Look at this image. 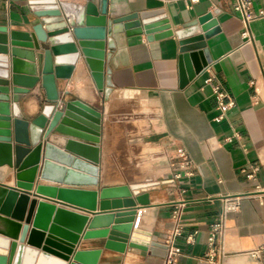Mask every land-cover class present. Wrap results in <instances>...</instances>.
<instances>
[{"label": "crops", "instance_id": "1", "mask_svg": "<svg viewBox=\"0 0 264 264\" xmlns=\"http://www.w3.org/2000/svg\"><path fill=\"white\" fill-rule=\"evenodd\" d=\"M33 1L0 0V27L31 31L40 23L32 11ZM56 1L78 7L90 2L100 7L102 2ZM107 2V18L115 23L138 20L143 13L162 12L177 32L211 14L218 31L189 44L176 35L150 41L145 32L138 30L113 33L115 47L106 49L111 54L105 64V69L111 71L108 99L98 91L82 60L70 80H57L61 97L58 110H64L66 103L80 101L101 113V130L95 133L69 120L77 126L61 124L62 130L58 128L47 139L42 138L35 188L29 193L25 219L13 216L18 201L7 206L9 213L2 211L9 194L0 205V216L6 220L0 231V256L10 258L8 264H51L47 260L71 264L75 253L83 251L99 252L97 264H166L168 241L180 228L181 235L173 244L180 252L176 264H264V0H253L254 13L263 15L250 23L249 38L244 36L245 25L230 0ZM198 49H207L211 62L183 87L181 58ZM107 76L105 73V81ZM210 79L213 81L208 82ZM217 85L234 101L222 122L217 121L220 111L213 90ZM48 104L38 84L21 99L20 114L24 120L33 121ZM95 138L98 140H91ZM70 141L98 148L99 164L68 151ZM181 149L188 153L190 166H184ZM51 150L69 157L70 163L52 157ZM45 161L87 176L96 169L98 184L68 185L42 179ZM75 162L81 167H74ZM251 167L258 169L253 179L248 177ZM10 168L12 175L0 180V187L16 188L18 170L14 164ZM38 186L56 188L58 192H96L97 211L102 199H138L137 210L114 213L116 217L132 215L130 235L122 239L123 234L112 230L115 223L108 228L90 229L95 218L91 211L54 200L57 196L36 198ZM125 188L129 193L122 195ZM34 200L37 205L33 219L41 202L87 217L78 243L71 245L50 231L39 230L33 235L32 224L21 243ZM235 201L239 208L226 213L225 258L222 263L210 261L206 257L211 225ZM35 237L39 246L31 242ZM109 240L127 243L125 250L107 248ZM15 243L18 246L12 259ZM130 243L144 249L131 248ZM66 245L74 247L72 255L60 248ZM258 250L261 253L256 259L251 254Z\"/></svg>", "mask_w": 264, "mask_h": 264}, {"label": "water", "instance_id": "2", "mask_svg": "<svg viewBox=\"0 0 264 264\" xmlns=\"http://www.w3.org/2000/svg\"><path fill=\"white\" fill-rule=\"evenodd\" d=\"M33 4L32 11L40 23L33 26L31 31H10L7 27H0V158L3 153L9 152L11 161L8 164L11 167L14 164L18 170L16 188L0 187V205L7 194L10 192L18 193V205L13 216L20 221L25 219L26 209L30 201L29 193L33 192L35 188L43 147L42 138L47 139L58 128L59 131L62 130L59 127L61 124L63 126L70 125L69 122L71 121L69 120L75 121L95 133L101 130V113L80 101L66 103L64 110H58L61 97L57 80H70L77 63L82 60L91 72L96 88L104 93L105 99H108L112 91V83L109 77L111 71L105 69V64L110 60L111 54H107L106 49H114L115 47L111 38L113 33L138 30L145 32L150 41L176 35L180 41H187L189 44L202 41L218 31V23L211 14L200 18L197 22L180 31L174 32L162 12L143 13L138 20L131 19L120 23L109 21L107 18V0H102L100 7L92 2L78 7L64 2L58 3L56 0H35ZM210 62L207 49H198L183 55L181 58L182 86L184 87L189 81L194 80ZM105 73L108 75L106 81ZM30 80L32 81L30 82ZM38 84L45 91L49 104L43 108L39 117L33 121H26L20 114V101L24 96L34 91ZM91 140L97 141L98 139ZM66 149L94 164H99L98 148L70 141ZM35 152L38 153V159L28 167V169H34L33 177L31 179L21 177L27 168L28 159ZM0 165L2 164L0 163ZM74 167L80 168L81 166L75 162ZM92 172H94L93 175H82L75 172L74 169L66 170L50 161H45L41 177L45 180L68 185L89 183L96 185L98 184L97 170ZM37 190L38 187L35 197L40 198L42 194ZM61 192L62 190L56 192L55 196L58 199H54L55 196L46 197L91 211L95 218L89 225L90 229L108 228L115 223L112 228L114 232L124 236L130 235L134 220L132 215L128 217L118 215L116 217L114 213L116 211L137 210L138 199L132 197L114 200L102 199L99 202V211H97L98 193L95 192V206L87 207L62 199ZM3 195L5 196L3 197ZM21 200L25 203L24 213L22 217H17L15 214ZM36 205L37 202L34 200L27 218V226H25L20 239L21 243H24L31 224L33 235L39 230L44 233L50 231V234L57 235L71 245L78 243L79 235L84 232L89 221L87 217H81L83 224L80 227L68 225L62 222L63 212L67 211L41 202L37 206L33 219ZM71 232L76 235H72ZM31 242L34 245H40L38 237L33 238ZM126 244L125 242L116 243L109 240L107 248H117L124 251ZM17 246L16 243L12 246V259L15 256ZM66 246L60 248L66 255H72L74 247ZM129 246L144 249L135 243H130ZM20 252L22 253L21 249ZM99 254V252L77 251L74 255V262L71 264H97ZM8 262H11L10 258L0 256V264H8Z\"/></svg>", "mask_w": 264, "mask_h": 264}, {"label": "built area", "instance_id": "3", "mask_svg": "<svg viewBox=\"0 0 264 264\" xmlns=\"http://www.w3.org/2000/svg\"><path fill=\"white\" fill-rule=\"evenodd\" d=\"M193 3H195L197 0H191ZM234 9V12L239 15V17L242 19L244 25H245V33L244 36L250 37L249 34V25L252 21L257 19L258 17L262 16L257 15L253 11V0H230ZM213 79H210L208 82H212ZM214 94L216 95L217 101H218V109L220 111V115L217 118L218 122H222L227 118V113L229 110L234 106V101L222 90L220 85H217L214 87ZM237 137V135H235ZM234 137V138H235ZM233 138L230 139V141ZM179 155L183 159L184 166H190L191 160L188 155V153L181 149L179 150ZM247 172V171H243ZM258 172L257 168L251 167V173L248 175L250 179H253L255 177V174ZM239 208V202L235 201L229 205L226 206L224 214L220 217L219 220H217L215 223L211 225L210 228V236H209V252L207 254V259L210 261H219L223 262V259L225 258V251H224V234L226 231V213L229 211H236ZM181 235L180 228H177L173 235L170 237L168 241V254H167V263L166 264H176L177 258L180 255V252L178 249H176L173 244L177 237ZM261 251H254L252 252V257L258 259L260 257Z\"/></svg>", "mask_w": 264, "mask_h": 264}, {"label": "bare ground", "instance_id": "4", "mask_svg": "<svg viewBox=\"0 0 264 264\" xmlns=\"http://www.w3.org/2000/svg\"><path fill=\"white\" fill-rule=\"evenodd\" d=\"M32 80H30L31 82ZM70 125H75L72 122H69ZM50 155L52 157H56L59 158V160L65 162V163H70V158L66 157L65 155H57V153L54 150L50 151ZM38 159V153L35 152L34 154H32V156L28 159L27 163H26V170L21 174V177L24 178H28L31 179L34 175V169H28V167L30 165H32L33 163H35ZM10 155L9 152H5L3 153V155L0 158V163L2 164L0 167V180H6V178H8L10 175H12V169L10 168V166H6L8 163H10ZM40 194L45 195V196H50V197H54L57 193L58 190L56 188H52V187H46V186H38V190H37ZM57 192V193H56ZM129 193V189L125 188L121 191V194H128ZM5 195H3L4 197ZM6 197V196H5ZM2 198V196H1ZM61 198L68 200V201H72L73 203L76 204H81L87 207H94L95 206V201H96V194L95 192L92 191H88V190H71V189H63L61 192ZM24 200H26V198H23ZM18 200V193L16 192H10L9 196H8V200L6 203L5 208L2 210L4 213H9L10 210L7 209L8 205H13L14 202H16ZM24 206L25 203L23 200H21L19 208L16 211L15 216L17 217H22L23 213H24ZM70 212H63V217H62V222L67 223L68 225H73L75 227H80L83 224V218H81V216L76 215V214H67ZM5 219L2 218L0 216V228L1 226L3 227L2 224L5 223ZM17 232V231H16ZM125 236L122 235V239H124ZM47 263L50 262L51 264H55L53 261L51 260H47ZM58 264V263H56Z\"/></svg>", "mask_w": 264, "mask_h": 264}]
</instances>
